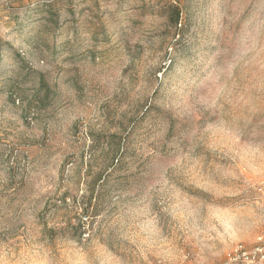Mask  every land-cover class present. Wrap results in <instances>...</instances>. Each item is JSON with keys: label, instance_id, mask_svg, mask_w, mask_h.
<instances>
[{"label": "rangeland", "instance_id": "374dc122", "mask_svg": "<svg viewBox=\"0 0 264 264\" xmlns=\"http://www.w3.org/2000/svg\"><path fill=\"white\" fill-rule=\"evenodd\" d=\"M263 240L264 0H0V264Z\"/></svg>", "mask_w": 264, "mask_h": 264}, {"label": "built area", "instance_id": "2783aa9c", "mask_svg": "<svg viewBox=\"0 0 264 264\" xmlns=\"http://www.w3.org/2000/svg\"><path fill=\"white\" fill-rule=\"evenodd\" d=\"M242 264H264V240L250 249H236V257Z\"/></svg>", "mask_w": 264, "mask_h": 264}, {"label": "trees", "instance_id": "16d2710c", "mask_svg": "<svg viewBox=\"0 0 264 264\" xmlns=\"http://www.w3.org/2000/svg\"><path fill=\"white\" fill-rule=\"evenodd\" d=\"M177 16H178V13H176V19H175V21L177 20Z\"/></svg>", "mask_w": 264, "mask_h": 264}]
</instances>
